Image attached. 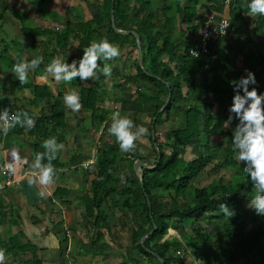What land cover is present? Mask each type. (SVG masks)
Segmentation results:
<instances>
[{
  "label": "trees",
  "instance_id": "1",
  "mask_svg": "<svg viewBox=\"0 0 264 264\" xmlns=\"http://www.w3.org/2000/svg\"><path fill=\"white\" fill-rule=\"evenodd\" d=\"M28 1L35 4L34 0ZM41 1L48 9L55 7L54 0ZM158 1L101 0L98 9L89 18L83 19L72 14L71 7L68 6L63 14L49 10L51 16L63 21L64 27L60 30L31 25L24 18H20L22 34L32 39L43 37L38 43L43 47L41 55L46 66L59 55L65 58L66 63H71L73 60L79 61L83 49L93 41L107 39L120 47L136 49L133 34H120L111 27L112 5L116 27L134 30L140 36L141 66L145 71L159 77L148 76L138 62L134 65L135 73L124 77V82L134 87L132 112L149 115L154 129L166 120L176 122L174 128L164 132L163 140L157 133L154 140L151 139V134L148 135L154 151V160L151 163L135 150L130 153L121 152L113 136L108 147H96V163L84 170L88 174L93 168L94 177L90 181L89 193L83 197L86 213L93 218L96 228L93 244L101 243L105 236L109 240L112 238V224L103 209L105 204L128 216L133 223L130 246L126 248L119 264H161L160 258L164 260V264H184L183 257L177 254L179 250H184V254H191L199 264H238L243 257V264H264V216L256 215L255 209L248 206L255 190L243 172V164L236 160L232 150V129L238 121L234 118L231 123L234 127L225 128L224 121L229 115L214 114L216 106L221 108L226 104L230 107L234 95L231 81L246 75L245 69L253 72L255 78L259 77V81H264V15L254 16L253 27L250 28L245 25L247 20H244L245 14L249 13L246 5L250 0H231L227 9L230 24L228 32L209 43L206 54L195 57L190 54V50L198 47L199 29L206 14L210 11L220 14L224 0H208L206 14L196 9V0H189L193 4L186 2L184 5L179 4L178 0H161L160 4ZM2 4V9L5 10L3 0ZM1 16L2 12L0 26ZM176 18L184 29L172 31L170 24ZM242 28L243 31H240ZM74 41L77 43L75 52L68 55ZM13 42L17 41L14 39ZM2 47V68L11 70L14 86L30 90L31 104L34 105L41 99L53 98L47 107L33 113L24 106L10 103L7 96H0V109L5 105L11 112L27 111L35 119V125L31 129L17 126L7 134L0 131V141L8 135L25 132L32 138L31 155L34 158L37 152L44 151L42 144L46 139L55 137L58 143L64 141V104L54 99L55 95L45 84H36L30 80L21 85L12 71L14 64L12 67L5 66V57L9 54L5 41ZM23 47L29 48L30 45L26 43ZM22 52L23 50L16 49L14 53L13 49L14 57L9 56L13 60L23 59ZM39 54V51L34 52V55ZM238 58L240 65H237ZM43 68L40 64L33 71L34 74L42 73L40 69ZM101 75L98 73V77ZM77 81L79 77L73 84L78 85ZM261 84L264 87V83ZM250 87L259 90L258 94L264 93V89L260 90L258 84L249 85V90ZM169 91L170 100L158 113ZM57 96H61V93ZM79 96L82 110L90 112L95 126L106 122V112L99 105L103 97L101 98L98 82L80 87ZM176 118H179L178 121ZM106 125L105 123L103 135ZM154 145L160 151L159 162ZM163 146L168 147L169 151H163ZM189 146L194 156L187 160L184 154ZM217 154L223 156L217 158ZM136 159H143L149 165L156 164L153 169H144L143 188L133 169ZM76 160L79 161L80 158L73 157L71 163H76ZM52 163L55 170L63 168L59 155ZM126 167L131 174L127 175ZM208 168L214 172L232 169V174L226 182L218 179L205 186L194 185ZM59 191L60 194L63 193L56 188L53 194L57 195ZM221 203L234 209L235 215L227 218L219 209ZM7 208L10 210L8 213ZM17 211L16 207L0 195V226L8 220L12 222ZM111 213L113 215V211ZM152 221L157 228L143 243L157 257L139 243L140 237L152 228ZM201 221L206 226H199ZM216 223L219 227L214 226L212 231L210 224ZM187 224L194 225L192 231H183ZM171 227L180 229L181 239L164 238ZM65 240L66 238L62 239ZM212 243L218 252L212 247L208 249ZM0 249H4L6 255L13 258L30 252L31 258L22 260L19 264H41L36 248L29 242L19 240L17 235L5 238L0 234Z\"/></svg>",
  "mask_w": 264,
  "mask_h": 264
},
{
  "label": "crops",
  "instance_id": "2",
  "mask_svg": "<svg viewBox=\"0 0 264 264\" xmlns=\"http://www.w3.org/2000/svg\"><path fill=\"white\" fill-rule=\"evenodd\" d=\"M188 1L189 0H178L181 5L186 4ZM199 1V3L198 1L196 2V9L200 13L206 14L205 7L209 4L208 0ZM160 3L161 0L158 1V4ZM227 13V9L222 11V14L227 15ZM248 15L249 13L245 14L246 17L244 16V20H247V25L251 28L253 27V20L255 18ZM175 28H172V31H176ZM181 28L184 29V26L179 25L177 29ZM243 29L244 28L240 31H243ZM26 43L29 44L28 42H25V44ZM113 45L119 49L120 56L112 61H103V64L109 63L111 66H114L111 77L105 78L101 75L98 79H93L92 82L95 81L100 84V95L101 98L103 97V100H109L112 97L117 103H121L125 100L132 101L135 96L134 87L130 83L124 82V77L135 73L134 65L136 62L139 63V49L137 45L136 49L127 46L120 47L115 43ZM74 52V49L69 50L68 55ZM41 54H43V51L40 50L38 56ZM9 55L13 54L9 52ZM22 56L23 59H27L28 61L32 60L27 54L23 53ZM57 58L63 59L64 57L59 55ZM117 63H123L125 68L116 69ZM46 67L47 66H44V71L38 75L30 71L33 73V76H39L37 77L38 79H35L34 83L47 85L52 94L55 95L54 99L60 100L63 104L64 96L68 92L75 90L79 93L80 87H87L91 84V80L83 82L80 79L77 81L78 85L73 84L76 80H73L71 84H65L63 82L57 83L54 78L46 72ZM2 71V78L6 76L7 72L11 76V70L2 69ZM28 77L30 78L29 75ZM114 78L118 79L114 87L116 90L108 93L109 87L106 86L107 82L105 80L110 79L109 84H111V79ZM12 79L10 80L12 85L9 84L11 85L9 87L1 88L2 85L0 84V96H7L10 103L17 106H24L33 113H37L42 107H47L52 102L53 98H45L38 100L36 104L32 105L30 102L32 98L30 90L14 86ZM30 80L33 81L32 78H30L29 81ZM5 82L7 81H1L3 85H5ZM4 89H6L7 92H4ZM58 93H61V96L56 97ZM4 101L6 102L7 100L4 98ZM3 106V108L7 107L5 105ZM100 107L103 106L100 105ZM64 115L65 122L67 120L64 129L66 138L60 143L64 146L63 150L58 153L60 162L63 163V168L56 170L55 181L50 185H40L38 177L33 174L31 164L34 158L31 155L30 148L32 147L33 141L30 136H27L25 132L13 134L15 138L8 141L7 147L5 146V142H1L0 155H3L4 159L0 160V166L3 163H11L13 166V177L18 181V184L13 186L5 185V175L0 170V195L16 207L18 211L17 214L14 213L12 222L8 220L6 224L0 226V234L5 238L10 235H17L19 240L32 244L36 248L37 257L41 260V264H119L122 260V256L126 252V248L130 245L118 251L115 248L113 249L115 243L112 244V239L118 237L120 232L127 228L124 217L121 216L118 210H113L109 205L104 204V212L108 215V219L112 224L110 225L112 238L110 239L111 241H109V238L105 236L102 238L101 243L93 244L94 237L96 236V228L93 218L86 213L83 198L86 193H89L90 181L94 177V171L93 168H90L91 170L86 174L84 170L87 168L83 169L82 164L92 157H96L97 146L106 147V145L109 144V136L108 134L106 135V132L103 135L104 127L100 125L95 126L93 124V119L90 117L89 111L81 109L79 112H72L64 104ZM143 118L144 117H141V119ZM98 127H102V131L98 129ZM67 131H69V133ZM98 131H101V135L95 138V133ZM73 157H77V159L80 158V160H76V163H71ZM145 163L148 164L147 162ZM92 165L90 167H92ZM125 170L127 171V175L131 174V172L128 171V167H126ZM135 174L137 175L136 172ZM32 180L36 182L30 184L29 181ZM56 188L63 193L60 194L59 191L57 195H54L53 192ZM41 192L43 193L42 197L39 195ZM9 211L10 210L7 208L6 213ZM111 211H113V215ZM17 215L18 218H16ZM14 221L16 222L14 223ZM126 221L131 222V219L126 216ZM63 238H66V240L62 241ZM171 238L181 239V237H177L175 234H171L167 237V239ZM82 246H84V248L86 246L89 247H86L87 252L82 251L84 249ZM185 255L186 257L183 258L184 264H186V259L190 260L187 255L191 254L188 253ZM30 258L31 253L25 252L19 254L15 258L12 256L6 257L5 264H19L22 260ZM107 259L109 261H106ZM195 263L199 264L196 259L194 263L190 262V264Z\"/></svg>",
  "mask_w": 264,
  "mask_h": 264
},
{
  "label": "clouds",
  "instance_id": "3",
  "mask_svg": "<svg viewBox=\"0 0 264 264\" xmlns=\"http://www.w3.org/2000/svg\"><path fill=\"white\" fill-rule=\"evenodd\" d=\"M246 6L249 10L248 16L264 15V0H250ZM227 27L228 24H225L218 31L220 35H226ZM119 56V49L107 39L93 41L83 49V55L79 61L73 60L71 63H66L65 58H54L48 63L46 72L57 83L65 84H71L77 77L83 82L98 79V73L105 78H110L112 66L104 63L101 67L100 61H112ZM41 63H43L42 56L33 58L31 61L21 59L13 65L12 71L19 83L24 85L29 82L28 73L34 71ZM245 72L246 75L231 81L234 95L224 127L228 128L234 118L238 121L232 129V150L236 160L243 164V172L250 179L255 190V195L248 206L255 209L256 215L264 216V93L258 94L255 87L249 90V85H256L257 81L253 72L247 69ZM64 104L72 112H79L83 107L79 93L75 90L64 96ZM111 121L108 133L115 137L120 151L124 153L133 152L137 147L136 142L149 133L147 127L135 124L129 115H122L119 111L112 114ZM34 125L35 119L27 111L11 112L7 107L0 109V131L5 134L17 126L31 129ZM63 147V144L52 137L43 142L44 151L35 154L31 168L34 176L38 177L40 185L47 186L54 183L56 170L52 162L57 159ZM85 167H88V164H85ZM9 170H12L11 166ZM35 182V180L29 181L30 184ZM39 195L42 197L43 193ZM219 209L227 218L235 215V210L224 203L219 204ZM5 261V250L0 249V264H5Z\"/></svg>",
  "mask_w": 264,
  "mask_h": 264
},
{
  "label": "rangeland",
  "instance_id": "4",
  "mask_svg": "<svg viewBox=\"0 0 264 264\" xmlns=\"http://www.w3.org/2000/svg\"><path fill=\"white\" fill-rule=\"evenodd\" d=\"M34 1H35V4L31 3L28 0H3L4 7H5V10H3L2 9V6H3L2 0H0V12H2V16H1L2 25L0 26L1 27L0 28V49L3 48L2 47L3 41H5L7 44V47H8V52L13 54V55H11L12 57H14V53L16 52V49L22 51V50H24L23 48H25V50L22 53L27 54L30 59L42 56V55H40V56H38V55L33 56V55H34V52H36V51H39V52H40V50L43 51V47L41 45H39V43H38L40 39H43V37H35L32 39V38L22 34L21 30H20L22 22L20 21V18H22V19L24 18L31 25L35 24V25H39V26H43V27H53V28L56 27L60 30V29H62V27H64L63 21H61L59 18H56L55 16H51V14H49V12H48L49 10L55 11L58 14H63V12L65 11V8L68 6V7H71V13L72 14L76 15V17H78L79 19H83V18H89L90 15H92L98 9L99 4L101 3V0H54L55 7L48 9L45 4L43 5L41 0H34ZM196 1H198V3L200 2L199 0H196ZM187 3L193 4L191 2H187ZM39 6H41L42 9H37V7H39ZM245 25H247V22ZM170 26L173 28L176 27L175 28V30H176L179 27L178 19L176 18V20H174L170 24ZM1 39H3V40H1ZM14 39L18 43L17 42L14 43L13 42ZM25 42H28L30 44L29 48L23 47V44H25ZM76 44H77L76 41H74L73 47H71L70 50H73L75 48ZM33 48H34V51H33ZM13 49H14V53H13ZM3 57H5V55H3ZM5 58H6V65H5L6 67H8V66L12 67V64H15V61L17 63L19 60H21V59H16V60L14 59L13 60L9 56V54L6 55ZM41 64H43V66H46V64L44 62V58H43V63H41ZM101 64L103 66V61L100 62V65ZM237 65H240V58L237 59ZM113 67L114 66H112V73H113V69H114ZM117 68L124 69L125 65L123 63H120V64L117 63L116 69ZM2 69L3 68L0 64V84L2 85L1 88L9 87L12 85V83L10 82L12 77L7 72L6 76L2 78V75H3ZM3 70H10V69L4 68ZM40 71L41 72L44 71V68L40 69ZM28 75L30 76V78H32L33 82L35 81V79H38L37 77H39V76L35 77V75L33 76L32 72H29ZM255 79H256V81L258 80L256 85L258 84L260 86L259 89L260 90L264 89V87L261 84L262 82L264 83V81H259V77H257V76ZM5 80L7 82H5V85H3L1 83V81L4 82ZM109 80L110 79H106L105 81L107 82L106 86L109 87L107 92L111 93L113 90H116L114 87H115V83L118 81V79L117 78L111 79V84H109ZM91 82H92V80L90 81V83ZM9 84H11V85H9ZM251 88L252 87H250V89ZM3 91L7 92L6 89H4ZM257 91L259 92V90H257ZM107 95H109V94H107ZM99 102H100L99 104L103 106V108L106 112V115H107L106 122H103L100 126L104 127L105 123L107 124L105 131H106V135L108 134V136H109V140H110L109 144L112 143L113 137L109 135L108 128L110 127V125L112 123L111 116L116 111H119L122 115H129V117L134 121L135 124L143 125V126L147 127L149 129L148 135L151 134L152 123H150V116L147 114H141V113L136 114V113L132 112V109H131L132 101L125 100V101H122L121 103H117V101L111 97L109 100L104 99L103 102L102 101H99ZM228 109H229V107L226 104L224 106H222L221 108H218L216 106L214 108V114L216 116H221V115H226V114L229 115L230 113H229ZM141 117H144L143 118L144 120L141 119ZM178 119L179 118H176V121H178ZM66 122H67V120H66ZM174 123H176V122H172L170 120L164 121V123L155 127L154 134L155 133L159 134L161 137V140H163L164 139V136H163L164 132L167 129L171 130L172 128H174L175 127ZM230 126L234 127L232 124ZM102 127L101 128L98 127V129L101 130ZM101 131H98L95 133V136H96L95 138H97L101 135ZM67 132L69 133V131H67ZM64 135H65V133H64ZM148 135L142 137L140 140H138L136 142L137 147H136L135 151H137L140 155L147 157L151 163L154 159V151H153V145L148 140ZM14 138H15L14 135H8L5 138H3V141H0V144H1V142L2 143L5 142V146L7 147L8 141H10ZM96 141H97V139H96ZM109 144H107L106 146H108ZM96 145H97V142H96ZM30 148H32V147H30ZM168 149H169L168 147L163 146V151L167 152V151H169ZM193 156L194 155L191 152V147L189 146L187 148L185 154H184V158L188 160V159L192 158ZM222 156H223V154H219V155L217 154L216 155L217 158H220ZM2 159H4L3 155H0V160H2ZM147 165H149V164H147ZM149 166H151V165H149ZM231 174H232V169H220L219 172L218 171L214 172L213 170L208 168L207 170L204 171V173L200 176V178L194 183V185L205 186L209 182L215 181L218 179L221 182H226L231 177ZM188 189L191 190V188H188ZM121 216L124 217L125 223L127 224V228H125V230H122L118 237H114L112 239V244L115 243V245H113V249L115 248L118 251L123 249L125 246L130 245V243H131L130 236L132 233V230H131L132 227L131 226H133V223L126 221L125 215L121 214ZM203 217H206V215H204ZM210 225H211L210 229L212 231H214V229H215L214 226L218 225L217 227H219V224H217V223L215 225L214 224L213 225L210 224ZM199 226H206V223L204 221H201V222H199ZM193 227H194V225H192V224L188 225L187 224V226L185 225V229L183 231L184 232H186V231L190 232V231H192ZM171 228L172 229H168V232L164 236V238L166 239L171 234H173V235L175 234V236L180 237V235H179L180 229H176L175 227H171ZM109 241H111V240H109ZM86 247L89 248L88 246H86ZM86 247L84 248V246H82V248H84L82 251L87 252ZM211 247L213 248V250L217 251L216 246L213 243L208 247V249L210 250ZM66 251H67V249H66ZM180 253H182V250ZM82 255H83V252H82ZM180 255L183 258L186 257L185 254H180ZM187 256L190 258V260L186 259L185 263L186 264H190V262L194 263L195 259L193 258V256H191V255H187ZM6 257H11V255H6ZM244 259L245 258L243 257L242 261H238V264H243V262L245 261ZM106 261H109V260L107 259Z\"/></svg>",
  "mask_w": 264,
  "mask_h": 264
},
{
  "label": "built area",
  "instance_id": "5",
  "mask_svg": "<svg viewBox=\"0 0 264 264\" xmlns=\"http://www.w3.org/2000/svg\"><path fill=\"white\" fill-rule=\"evenodd\" d=\"M230 1L231 0H224L222 5L223 8L221 10L220 14L214 13L213 11H210L206 14V19L204 20V22L202 23L200 29H199V36H200V40L198 43V47L197 48H193L190 50V54H192L193 56H199L200 54H206L208 52L209 49V43L215 41L216 39H218L219 37H222L224 35H220V33L218 32L225 24H228V27L225 29V32H228L229 29V20L227 18L226 14H222V11L224 9H228L229 5H230ZM234 6V5H233ZM193 52L197 53V55H195ZM97 161V157H92L91 159H89L87 162L82 164V168H88L90 167L92 164H95ZM85 164H88V167H85ZM9 166H11V171L9 170ZM0 170L4 173L5 175V185L8 186H13V185H17L18 181L16 179H14L13 177V166L11 163H3L0 166ZM186 252H188V250H185ZM181 250L177 251V254H183L184 250H182V253H180Z\"/></svg>",
  "mask_w": 264,
  "mask_h": 264
},
{
  "label": "water",
  "instance_id": "6",
  "mask_svg": "<svg viewBox=\"0 0 264 264\" xmlns=\"http://www.w3.org/2000/svg\"><path fill=\"white\" fill-rule=\"evenodd\" d=\"M113 2V0H112ZM110 23H111V27L113 28V30L117 33H120V34H133L134 37H135V40H136V45H137V48L139 49V53H140V57H139V65L141 66V55H142V50H141V44H140V36L137 32H135L134 30H125V29H118L115 25V17H114V9H113V6L111 5V8H110ZM142 67V66H141ZM143 71L148 75V76H153L155 78H159L158 76H155L153 74H151L150 72L148 71H145L144 68L142 67ZM170 91L168 92V95L166 97V100L163 104V106L158 110V113L161 112L165 107L166 105L168 104L169 100H170ZM156 116L153 117V121L155 120ZM151 139L154 140L155 139V134H154V128H153V122H152V125H151ZM154 148H155V151H156V154H157V162H159L160 160V151L158 150L157 146L154 145ZM156 166V164L152 165V166H149L145 163V161L143 159H136L134 160L133 162V168L135 170V172L137 173L138 175V178L140 180V186L143 188L144 186V183H143V171L144 169H153L154 167ZM156 224L154 223V221H152V228L147 232L145 233L144 235H142L139 239V243L140 245L148 252L152 253L154 256L157 257V254L153 251H151L150 249L146 248L145 245H144V240L149 236L151 235L155 230H156ZM160 261H161V264H164V260L160 258Z\"/></svg>",
  "mask_w": 264,
  "mask_h": 264
}]
</instances>
